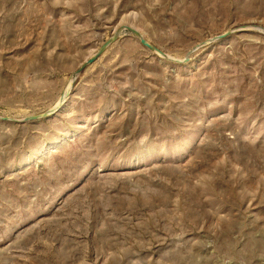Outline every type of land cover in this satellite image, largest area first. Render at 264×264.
<instances>
[{
    "label": "rangeland",
    "instance_id": "1",
    "mask_svg": "<svg viewBox=\"0 0 264 264\" xmlns=\"http://www.w3.org/2000/svg\"><path fill=\"white\" fill-rule=\"evenodd\" d=\"M125 27L168 58L123 30L77 74ZM255 28L264 0H0V264H264Z\"/></svg>",
    "mask_w": 264,
    "mask_h": 264
},
{
    "label": "water",
    "instance_id": "2",
    "mask_svg": "<svg viewBox=\"0 0 264 264\" xmlns=\"http://www.w3.org/2000/svg\"><path fill=\"white\" fill-rule=\"evenodd\" d=\"M255 29H258L260 31H263L264 32V29H261V28H255ZM123 30H128L129 32L133 33L135 36H137L139 39H140V42L141 44L148 48L150 51H153L159 55H161L162 57L164 58H168L167 55H165L164 53H162L160 50H158L156 47L150 45L149 43H147V41L143 38V36L136 30L132 29V28H129V27H125L124 29L118 31L109 41H107L105 43V45H103L101 47V49L98 51V53L92 58L90 59L88 62H86L82 67L81 69L78 71L77 74L81 73L87 66L91 65L96 59H98L106 50L107 48L116 41V39L119 37V35L121 34V32ZM233 32L230 31L228 32L227 34L225 35H222V36H219L216 40H220V39H223L229 35H231ZM56 110V109H55ZM55 110H51L50 112L48 113H45L43 115H40V116H36V117H32V118H29V119H26L25 121H30V120H37V119H41V118H47L49 117L51 114L55 113ZM4 121H13V122H16L15 120H11L10 118H3Z\"/></svg>",
    "mask_w": 264,
    "mask_h": 264
}]
</instances>
